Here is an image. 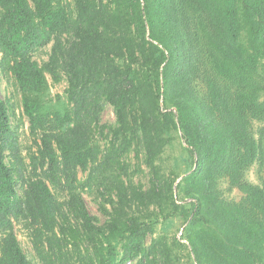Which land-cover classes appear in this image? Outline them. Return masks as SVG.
I'll return each instance as SVG.
<instances>
[{
    "label": "trees",
    "instance_id": "16d2710c",
    "mask_svg": "<svg viewBox=\"0 0 264 264\" xmlns=\"http://www.w3.org/2000/svg\"><path fill=\"white\" fill-rule=\"evenodd\" d=\"M1 79L0 264H264V0H0Z\"/></svg>",
    "mask_w": 264,
    "mask_h": 264
},
{
    "label": "rangeland",
    "instance_id": "374dc122",
    "mask_svg": "<svg viewBox=\"0 0 264 264\" xmlns=\"http://www.w3.org/2000/svg\"><path fill=\"white\" fill-rule=\"evenodd\" d=\"M48 51V47L44 48L40 52V57L43 59L46 58V52ZM39 57V58H40ZM65 86V83L62 81L60 83H50V92L51 94H61L63 92V88ZM12 86H9L5 84V82L1 79L0 80V96L1 97H9L11 96V99L15 103V115L17 117H21V108L18 106L17 101V96H12ZM262 99H264V93L261 95ZM101 123H106V124H112L114 122V114L112 111V108L110 105H105L103 111L101 112ZM22 125L19 128L20 131V139L22 141L27 140L28 136V131H27V120L24 116H22ZM254 125H257L255 122ZM181 140L179 138H175L173 145L165 148L164 152L162 153L161 156V166L165 171H168L169 169H174V166L177 167V171L182 172L185 169V164L183 162V159H181L180 156H183L184 153L181 149ZM183 144V143H182ZM128 161H134L135 159L133 158V152L127 155ZM81 175V174H80ZM147 176L146 174V168L142 167V171H140L138 174H136V177L134 180L140 181L141 183L146 184L147 181ZM245 178L253 183H264V160L261 163H255L253 164L245 173ZM179 178L177 179V181ZM219 188L222 191V194L224 197L227 199H233V200H238L241 196V192L237 188H228L227 181L225 179H221L219 182ZM82 196L84 198V201L86 203V206L89 210V212L93 215H95L99 221H103L104 215L103 213L99 210L98 207V202L95 200V196L93 193H89L87 191H84L82 193ZM181 220L178 217H175L171 219L170 221L164 222V223H159L156 227V231L154 233V236H161V235H166L168 238H171L173 236L180 237L181 234V229H182V224ZM16 232L18 239L20 240V243L24 250L30 251V245H29V240L25 234V232L16 226ZM153 237V236H150ZM149 238L147 237V240ZM184 242V240H181ZM28 252V253H29ZM183 252V257L181 258L182 263L185 264V261L187 259L186 256V251ZM127 264H132V262H129Z\"/></svg>",
    "mask_w": 264,
    "mask_h": 264
}]
</instances>
